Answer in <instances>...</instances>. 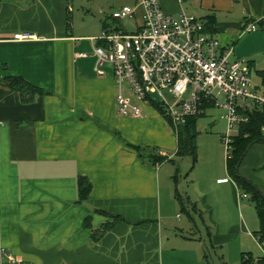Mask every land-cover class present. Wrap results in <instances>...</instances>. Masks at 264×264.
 Masks as SVG:
<instances>
[{
    "label": "crops",
    "instance_id": "1",
    "mask_svg": "<svg viewBox=\"0 0 264 264\" xmlns=\"http://www.w3.org/2000/svg\"><path fill=\"white\" fill-rule=\"evenodd\" d=\"M159 1L168 14L185 11L204 24L213 16L212 35L233 48L232 60H249L261 84L255 87L264 91V0ZM73 2L111 19L139 0H0V264H241L245 253L264 255L253 237L259 224L238 204L219 138L222 167L211 160L199 172V149L192 169L199 186L185 195L178 168L174 175L166 168L181 159L173 125L152 105L141 117L118 113L112 68L99 76L87 53L96 36L77 33L73 21L67 27ZM142 14L139 7L138 20ZM252 24L256 31L248 30ZM26 32L37 37L14 40ZM8 76L47 94L29 100L9 86ZM143 146L176 163L153 165L135 148ZM238 168L264 192V142L252 145ZM80 176L93 185L83 203ZM106 223L110 229L95 238Z\"/></svg>",
    "mask_w": 264,
    "mask_h": 264
},
{
    "label": "built area",
    "instance_id": "2",
    "mask_svg": "<svg viewBox=\"0 0 264 264\" xmlns=\"http://www.w3.org/2000/svg\"><path fill=\"white\" fill-rule=\"evenodd\" d=\"M139 7L142 20H138ZM111 18L115 24L105 22L100 36L92 41L97 74L105 76V67L112 68L118 113L141 117L146 106L157 101L176 131L189 117L206 115L211 108L222 109L227 123L222 139L227 157H231L239 127L249 122L256 107L264 106V91L254 86L249 60H232L233 48L221 47L219 39L205 31L203 20L185 11L165 13L159 0L123 6ZM124 20L136 21V29L130 31ZM257 29L256 24L248 28ZM36 37L18 33L14 40ZM253 237L263 248L261 235Z\"/></svg>",
    "mask_w": 264,
    "mask_h": 264
},
{
    "label": "trees",
    "instance_id": "3",
    "mask_svg": "<svg viewBox=\"0 0 264 264\" xmlns=\"http://www.w3.org/2000/svg\"><path fill=\"white\" fill-rule=\"evenodd\" d=\"M208 19L209 21H205V31L212 34L213 32L211 29L212 25L215 23V18L213 16H209ZM71 22L72 18L69 15L67 18V27L69 29L71 28ZM261 26L264 27V20L261 21ZM99 44H101V42H99ZM261 76L264 84V72L261 73ZM6 81L13 90L19 92L24 96L29 95V100H32L33 97L37 95L47 94L42 88L33 85L25 78L20 76H8L6 77ZM26 100L28 99L26 98ZM151 105L171 122V119L166 116L165 110L159 102L153 101ZM203 116L205 115L189 117L186 123L179 125L176 130L178 138V151L176 153V156L179 158L189 156L192 158L193 164H196L198 160L197 122L199 117ZM262 142H264V106H258L251 113L249 122L246 124H242L239 127L238 132L235 134L232 155L227 159V164L228 169L234 179L236 181L241 179V181L244 183L243 187L245 188V194L250 195L252 201L255 204L259 219V230L257 234L261 235V242L264 249V197L252 182H250L247 178H243L239 174L238 170L240 161L244 157L245 153L249 150V148L256 143ZM135 148L137 151H139L141 157L150 159L153 165H157L158 163H162L165 161L176 163L175 159L160 155L159 152L154 149H150L144 146ZM143 151H148L149 153L144 154ZM92 189L93 185L89 178L85 176H80L78 178L79 203H83L89 200ZM90 224L91 217H87L85 225L90 226ZM111 224L112 223H106L101 229L94 231V237L98 238L103 233H105L108 229H110ZM241 264H264V255L255 257L250 253H245L242 256Z\"/></svg>",
    "mask_w": 264,
    "mask_h": 264
},
{
    "label": "rangeland",
    "instance_id": "4",
    "mask_svg": "<svg viewBox=\"0 0 264 264\" xmlns=\"http://www.w3.org/2000/svg\"><path fill=\"white\" fill-rule=\"evenodd\" d=\"M73 4H74V12H73V16H72V19H73L72 21H73V24H74V27H75L77 33H80L82 35L83 34H91V35H95L96 37H98V36H100V34L102 32L103 22L105 20L106 21L109 20L110 22H112V20L110 18L106 19L101 14L95 15L93 13V11L87 10L85 8H81V6H79V4H77V3L73 2L71 5L73 6ZM88 7H90V5ZM112 24H115V22ZM123 24L130 31H133L136 29V22L133 20H124ZM87 53L92 56L93 52H90V50H89V51H87ZM253 83H254V86L256 84L260 88L261 84H258L259 80L256 76L254 77V75H253ZM222 100H224V96H222ZM222 113H223L222 109H214V110L208 111L205 116L199 117V119H198V122H197V129H198L197 146H198V152L200 149V153L203 157V159L201 161L202 164H201L199 172H201L202 167L206 171L210 165L204 164V162H211V160L216 164L218 163L222 167L223 157H222V154H221L218 146L214 143L217 138H219L220 143L222 145L223 152H224V160L226 161L225 149H224L223 142L221 141L222 132H223V134L226 132V123L220 117V115ZM143 153L147 154L149 152L143 151ZM198 157H199V154H198ZM166 168L172 169L173 175L176 173V168H178V170H177L178 175L177 176L180 179V185L178 182L179 189L185 195H186V191L188 192V188L192 192V190H194L196 186H199V183H197V181L195 183L192 182V180H194L195 171L192 172L193 162H192L191 157H189V156L182 157L179 160L178 166L177 165L175 166L173 164H169L168 167H166ZM166 168L163 170V172H165L167 170ZM258 172H260V171H258ZM165 175L163 173V180L165 179ZM200 175L201 174L199 173V176ZM242 177L246 178L245 176H242ZM166 180H167V175H166ZM249 181L251 182V180H249ZM167 182H168V180H167ZM239 182H241V183H239ZM169 185L175 189L176 188V178L173 181V185L171 182ZM236 185L238 187L237 188L238 189V197L237 198H238L239 206L242 208L243 212L247 213L249 211L252 214V216H254V219L257 221V223L259 224L255 204L252 201L251 196L245 194V188L243 187L244 183L240 179L237 181ZM253 185L256 188H258V186H256L254 183H253ZM164 187H165V185H164ZM201 187H202V185H201ZM176 191H178V190H176ZM163 192H165L164 189H163ZM163 199H164V194H163ZM187 211H188L187 207H184V209H183V207H181V209L179 210V213L182 214L184 218L188 219V216H187L188 212ZM199 224H200V227L202 228V226H203L202 222ZM202 233H204V232H202ZM253 233L257 234L256 232H253ZM206 237H207V235H206ZM210 256L215 259L213 251H211Z\"/></svg>",
    "mask_w": 264,
    "mask_h": 264
},
{
    "label": "water",
    "instance_id": "5",
    "mask_svg": "<svg viewBox=\"0 0 264 264\" xmlns=\"http://www.w3.org/2000/svg\"><path fill=\"white\" fill-rule=\"evenodd\" d=\"M259 191H260V193L262 194V196L264 197V193L259 189V188H257Z\"/></svg>",
    "mask_w": 264,
    "mask_h": 264
}]
</instances>
